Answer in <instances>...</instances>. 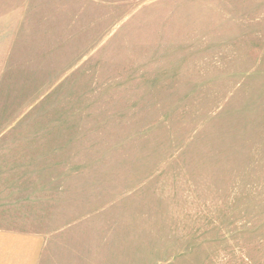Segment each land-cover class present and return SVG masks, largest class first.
I'll list each match as a JSON object with an SVG mask.
<instances>
[{"label": "rangeland", "instance_id": "obj_1", "mask_svg": "<svg viewBox=\"0 0 264 264\" xmlns=\"http://www.w3.org/2000/svg\"><path fill=\"white\" fill-rule=\"evenodd\" d=\"M0 227L39 264H264V0H0Z\"/></svg>", "mask_w": 264, "mask_h": 264}, {"label": "crops", "instance_id": "obj_2", "mask_svg": "<svg viewBox=\"0 0 264 264\" xmlns=\"http://www.w3.org/2000/svg\"><path fill=\"white\" fill-rule=\"evenodd\" d=\"M46 237L0 227V264H39Z\"/></svg>", "mask_w": 264, "mask_h": 264}]
</instances>
